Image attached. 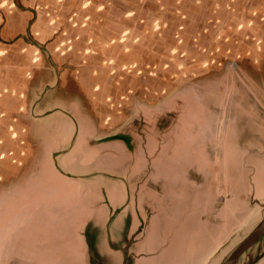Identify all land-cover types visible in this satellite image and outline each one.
<instances>
[{
  "label": "rangeland",
  "instance_id": "1",
  "mask_svg": "<svg viewBox=\"0 0 264 264\" xmlns=\"http://www.w3.org/2000/svg\"><path fill=\"white\" fill-rule=\"evenodd\" d=\"M178 1L182 8L178 17L169 20L161 15L176 31L158 28L153 17L159 16L148 10V1L141 22L129 20L128 34L65 36L81 41V50L73 58L71 51H61L62 58L55 52L54 61L70 81L61 84L63 93L45 102L79 99L81 109L89 114L81 116L83 126L111 127L112 122H123L135 95L143 93V99L153 104L177 92L160 106L162 112L168 103H175L177 111L171 107L159 133L160 141L168 144L164 149L169 150L174 140L175 162L161 167V172L168 171L167 179L158 178L155 184L164 202L174 205L181 224L187 221V227L172 229L182 235L188 230L198 247L202 240L211 244L203 256L209 257L249 230L264 212V0ZM50 38L56 41V36ZM94 43L103 46L101 53L93 51ZM104 44L110 58L105 57ZM23 54L10 52L6 63L7 86L16 106L0 116V214L12 202L56 181L47 143H55L54 137L65 133L60 129L64 118L38 120L22 114L51 78L44 66H32ZM123 75L130 79L125 93L116 82ZM109 79L114 80L111 87ZM151 108L145 107L146 123ZM189 166L191 181L184 182L185 173L173 176V168L180 172ZM75 187L67 183L63 189L73 192ZM76 206L77 199L69 216Z\"/></svg>",
  "mask_w": 264,
  "mask_h": 264
},
{
  "label": "water",
  "instance_id": "2",
  "mask_svg": "<svg viewBox=\"0 0 264 264\" xmlns=\"http://www.w3.org/2000/svg\"><path fill=\"white\" fill-rule=\"evenodd\" d=\"M22 38L42 47L30 41L29 34ZM46 53L53 81L46 86L43 83L22 114L38 120L64 118L65 126L60 129L65 133L55 136V143H47L56 181L19 203L46 190L53 200L40 212L56 208L59 212L50 219L45 213L41 223L33 224L36 229L32 232L19 233L17 228L9 240L4 238L9 244L0 250V264H264V212L249 230L234 242L220 245L209 257L203 256L211 244L202 240L198 247L188 230L182 235L172 229L187 227V221L181 224L174 202L172 207L164 202L155 183L158 178L167 179L168 171L161 172V167L175 162L174 140L169 150L164 149L168 144L160 141L159 133L160 122L171 107L177 111L175 103H168L162 112L160 106L177 92L153 104L135 95L123 122L111 127L94 123L83 126L81 116L89 114L81 109L79 99L45 102L59 96L55 90L65 73ZM145 107H152L148 123ZM173 171L174 177L185 173L184 182L191 181L187 175L190 166ZM67 183L76 186L73 192L63 189ZM56 194L60 195L58 206L52 204ZM76 199V209L69 216ZM30 209L25 207V211Z\"/></svg>",
  "mask_w": 264,
  "mask_h": 264
},
{
  "label": "crops",
  "instance_id": "3",
  "mask_svg": "<svg viewBox=\"0 0 264 264\" xmlns=\"http://www.w3.org/2000/svg\"><path fill=\"white\" fill-rule=\"evenodd\" d=\"M121 1V2H120ZM0 0V116L1 114H10L13 106H16L12 100H14V93H11L6 81L9 66L8 62L9 53L12 51L24 52L23 58H30L32 66L38 64V67L44 66L46 72H49L51 78H47V82H44V86L52 83L53 71L51 62L46 53L48 51L53 60L55 58V52H60L59 56L65 57L61 51H71L72 58L75 56L77 50H81V41L75 42L73 39H68L70 34H128V22L137 19L141 22L143 16L141 13L147 11L145 5L148 1V10L153 11V14H158L159 21L158 28L176 31L175 26H171L164 20L162 16L168 15L169 20L171 16L175 19L178 17V12L182 8L178 5L181 2L178 0ZM119 5V6H116ZM150 12V11H148ZM110 13L112 15H110ZM133 13V14H132ZM136 15V16H135ZM135 16V17H134ZM184 17V16H183ZM109 18H119V21L109 22ZM127 22L124 23L123 22ZM117 23L122 26L116 25ZM134 23V22H133ZM156 26V25H154ZM113 27L117 29H112ZM111 28V29H110ZM80 29H86L80 30ZM136 33H143L137 31ZM29 34L35 41L41 44V48L32 45L22 38ZM50 36H56V41ZM16 40V41H15ZM72 45L71 48H69ZM95 52L101 53L103 46L101 44H90ZM105 46L106 55L108 46ZM97 48V49H96ZM90 50L91 48H86ZM96 59V56L93 57ZM104 58V57H103ZM107 58V57H106ZM104 58L105 61L107 59ZM34 59L36 62H34ZM56 59V58H55ZM143 59V58H142ZM58 61H55L56 65ZM5 63V65H4ZM129 65L128 63H126ZM40 65V66H39ZM62 66V65H61ZM69 74H61V84L66 81ZM66 77V79H65ZM65 79V80H64ZM120 84V91L125 93L127 90L126 84L130 82L128 76H121L117 80ZM103 83V80L102 82ZM106 83V81L104 82ZM107 83L111 87L114 83L113 79L107 80ZM116 84V83H115ZM109 88V87H108ZM81 90V89H80ZM55 92L63 93V87H58ZM68 94V92H65ZM141 96V95H140ZM141 99L144 98L142 93ZM68 99V97H65ZM119 122V121H118ZM116 123L112 122L110 126H114ZM104 127L106 124L102 125Z\"/></svg>",
  "mask_w": 264,
  "mask_h": 264
},
{
  "label": "bare ground",
  "instance_id": "4",
  "mask_svg": "<svg viewBox=\"0 0 264 264\" xmlns=\"http://www.w3.org/2000/svg\"><path fill=\"white\" fill-rule=\"evenodd\" d=\"M50 193L46 190L41 192L36 197H31V199H26L25 202L21 201L20 203L12 202L8 205L4 211L0 214V250L4 251L2 248L9 244L6 240H9L15 230L18 228L19 233H27L32 232L36 229L35 223H41L43 218L45 217V213H47V219H50L53 216H56V213L59 212L58 208L52 212H40V210H44L47 208V203H50L51 197ZM55 203L57 206L60 203V195H55V200L52 204ZM31 206L29 211H25V207ZM23 207V208H22ZM21 208V210L19 209ZM49 216V217H48ZM29 222V223H27Z\"/></svg>",
  "mask_w": 264,
  "mask_h": 264
}]
</instances>
